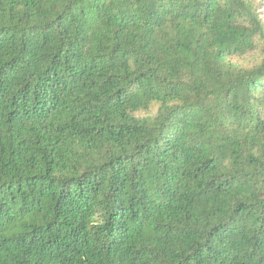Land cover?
Listing matches in <instances>:
<instances>
[{"label":"trees","instance_id":"trees-1","mask_svg":"<svg viewBox=\"0 0 264 264\" xmlns=\"http://www.w3.org/2000/svg\"><path fill=\"white\" fill-rule=\"evenodd\" d=\"M0 264H264L255 0H0Z\"/></svg>","mask_w":264,"mask_h":264},{"label":"rangeland","instance_id":"rangeland-1","mask_svg":"<svg viewBox=\"0 0 264 264\" xmlns=\"http://www.w3.org/2000/svg\"><path fill=\"white\" fill-rule=\"evenodd\" d=\"M255 1L258 4V12H259V15H260L261 19L264 22V0H255ZM255 59L256 58L254 56L246 57L244 59H241L240 60V63L242 65H250L252 62L255 61Z\"/></svg>","mask_w":264,"mask_h":264}]
</instances>
